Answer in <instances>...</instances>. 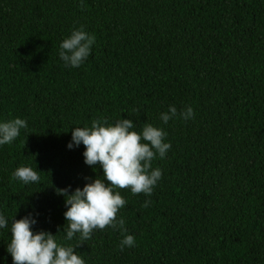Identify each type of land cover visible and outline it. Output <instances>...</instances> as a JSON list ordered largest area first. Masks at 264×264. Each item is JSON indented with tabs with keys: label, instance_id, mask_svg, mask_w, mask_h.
I'll use <instances>...</instances> for the list:
<instances>
[{
	"label": "trees",
	"instance_id": "obj_1",
	"mask_svg": "<svg viewBox=\"0 0 264 264\" xmlns=\"http://www.w3.org/2000/svg\"><path fill=\"white\" fill-rule=\"evenodd\" d=\"M80 26L91 55L65 67L59 44ZM169 105L194 117L163 124ZM16 117L28 127L0 146V264L12 217L38 213L34 230L55 234L54 189L99 174L66 147L72 127L121 117L162 127L171 147L151 196L117 189L135 245L97 229L76 248L86 264H264V0H0V121ZM23 165L41 182L13 178Z\"/></svg>",
	"mask_w": 264,
	"mask_h": 264
},
{
	"label": "clouds",
	"instance_id": "obj_2",
	"mask_svg": "<svg viewBox=\"0 0 264 264\" xmlns=\"http://www.w3.org/2000/svg\"><path fill=\"white\" fill-rule=\"evenodd\" d=\"M94 42L95 37L83 26L73 28L59 44V59L65 67L79 68L91 55ZM177 117L192 119V106L187 105L178 112L175 106L169 105L167 111L159 114L163 124ZM27 127V121L20 117L0 121V146L11 144L20 135L21 129ZM166 137L167 132L162 127L145 122L138 129L136 122L128 117L112 122L99 118L92 120L90 125L72 127L66 147L71 150L83 145L84 163L93 171L98 169L99 174L94 178H85L82 187L72 189L68 185L54 189L57 195L64 198L65 206V223L57 228L55 234L43 229L34 230L38 213L29 212L19 219L12 217L11 239L6 244L12 264H86L76 250L77 246L90 239L95 230L106 227L122 233L121 250L133 247L135 237L127 233L124 219L117 218L118 211L127 203L117 189L151 196L162 178V170L153 168L152 162L157 157L165 158L171 147ZM12 176L24 185L41 182L37 167L29 165L18 166ZM150 203L145 199L142 206L148 207ZM8 227V218L0 212V229ZM57 233H63L62 240L57 238ZM73 240L78 242H63Z\"/></svg>",
	"mask_w": 264,
	"mask_h": 264
}]
</instances>
